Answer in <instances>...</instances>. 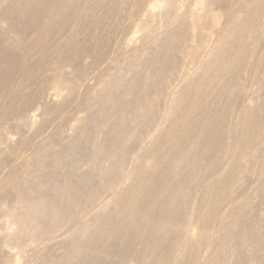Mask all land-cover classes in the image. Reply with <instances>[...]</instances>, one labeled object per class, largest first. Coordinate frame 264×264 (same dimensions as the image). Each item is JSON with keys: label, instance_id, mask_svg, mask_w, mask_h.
<instances>
[{"label": "bare ground", "instance_id": "6f19581e", "mask_svg": "<svg viewBox=\"0 0 264 264\" xmlns=\"http://www.w3.org/2000/svg\"><path fill=\"white\" fill-rule=\"evenodd\" d=\"M149 1L150 0H104V1L102 0H0V19H2V21L5 20V23H6V27L4 23H3L4 27H2L3 25L0 23L2 25V26L0 25V98H2L3 100L2 103H0L1 104L0 105V141L3 138L1 134V128L2 129L4 128L2 126H9L11 124H14L13 123L14 121L17 122L16 124H18V125L15 124L16 128L20 129L21 127L29 126V129H30V125H31L30 124L31 122L29 119L30 116L28 117L26 113L27 111L25 112V110L28 107H30V105H32L33 103L31 102L32 98L30 97L28 90L29 91L31 90L32 84L38 81V77L40 75L43 76L44 73H47L48 71L50 73L51 71L53 74L52 75L53 77L50 76L51 81L49 80L50 77L49 79H47L50 81L49 83L50 84L52 83V86H54L55 89H58V91L67 92V97H66L67 101H65V103H68L74 100V96L77 90V85L74 79H72L70 75L66 74L67 73L65 71L66 67H64L65 63H63V60L65 58L63 59V56L65 54L64 57H66V53H68L67 55L70 56L69 59H72L74 61V65L76 66V76L75 77L77 78L81 77L83 75V69L81 68V65H80V61H81L80 59H81L82 54H84V50H87L84 48V46L82 45V42L79 39L80 38L79 35L81 32L84 33L91 28H95L97 32L100 31L102 32L101 35H103V32L105 33L107 32V34L109 33L108 27L110 26V24H112L113 26H116L121 21L123 20L126 21V19H130L131 21L133 20V21L138 22L142 18L141 16H146L148 14L147 11L149 12L150 10L148 9ZM13 2L14 3L16 2V4L13 5L14 4ZM11 3L13 4L11 5ZM159 3H160L159 6L164 11L163 14L165 13L164 17L166 16V19L168 20L167 22L168 25L170 22L174 24L177 27V29H182L185 21L183 20L182 17L178 16L179 14H177L178 12L177 10L179 8L178 3L180 4L179 0H159ZM150 6H152V4ZM197 7H198L197 10H199V12L197 11L195 27L196 29L201 30L200 29L201 28L200 25L202 23L201 21H203L204 17L208 15V12L205 9V4H203L202 2L197 4ZM263 10H264V0H246L242 4H236L233 7V9L229 12V14H227L226 16L227 18L224 24L219 29L220 31H218L219 36H221L220 44L215 48V50L213 49V52L208 53L210 54V58L206 61V63L203 66H201L199 70L200 73H198V76L194 78L193 80L194 82L193 85L195 86L196 84L195 90L182 91V92L180 91V93L178 92L175 95L173 94L174 98L171 96L172 97L170 99L171 105H170V108L167 109L169 111L167 113L168 115L165 112V114L168 116L171 122L170 124L168 123L169 126H167L166 125L167 123H166L165 126L163 127L164 129L162 130L161 128L159 130L160 132L156 131L157 129L155 130L157 134L155 133L156 136L155 138H153L154 143L148 149V151H146L145 153H142L140 156L138 155V157H135L137 158V161L133 157V159H135V163L133 164L135 165L137 162V165L134 167V169L132 168L133 171L130 169V171L132 172L131 177L130 179H128L129 177L128 175V177L126 178L127 180H129V182L124 179L127 182V185L125 182L124 184L125 187L121 185L122 189H119V190L117 189V192L114 191L115 190L114 187L116 188L117 186V185L115 186L114 184L117 182V180L122 182L121 177H124L125 175V174L122 175L126 170V169L124 170V168H126L125 167L126 151H123L125 149L122 150L123 152H121V154L118 153L120 154L119 157L116 155L118 157L117 158V161H118L117 169L116 170L114 169L111 171L110 170L108 171L106 169L108 172L104 170L106 173L103 175L101 183H103V185L106 186V188L108 189L109 187L110 189L113 188L114 189V190L112 189L113 192H111L112 190L110 189L109 190L111 193L115 194L114 197H117V198H115L116 200H114V202L112 200L113 204L110 206L109 205L107 206L105 202L104 204L105 206L103 208L98 207L99 210L101 211L94 214L96 218L95 220L97 223L96 225L94 226H90L88 224L82 225V227H79L78 229L79 232L77 233V235L73 234L72 237L74 239L77 238L78 241H80V239L82 240L77 244L76 247L74 246V248L68 252L69 259L75 262H69L68 260H64L60 262V264H104V261L109 262L108 264H135L136 260L134 259L135 257L134 253H136L135 249L138 243H140L143 247V248L141 247V251L144 250L145 252H147L146 256H150L153 260H156L158 262V263L155 262L156 264H168V260L171 258V256L173 257L175 256L173 255L176 252L175 244L177 243L176 241L178 239L180 240L178 236L181 237L182 232L189 225L186 223V220H188L187 216H189L188 214L191 213L190 211L192 209V205L195 200V199L193 200L194 193L199 191V189L202 186L203 187L205 186L203 185V182L205 181L204 179L206 175H208L209 171L212 168L215 169L214 161L217 158L223 157L226 154L225 150L227 147L225 146H226L227 140L229 139L228 134H227L229 130L228 131L225 130V126H224L226 124V122L224 121L227 120V119L225 120L226 117L220 116L219 118H216V116L218 117V115L214 114L213 116L212 114V112L214 113V111L219 109V105L221 103L216 102L214 104L216 107L215 106L214 108L211 107L210 111L208 110L209 109L208 107L207 109L208 113H207L206 108L204 109V107L206 106L203 107V104L201 106L198 105V101L201 103V101H203L202 99L207 97L206 95L209 92V90L213 87V84L216 81L217 83L220 81L219 83L221 85L220 86L221 91H224L225 95L227 94L225 100L227 101L230 107L235 105V98L229 95V92H230L231 87L234 84L240 82V80L242 79L241 77L242 72L246 70V67L248 68L250 66V65L247 66V62L249 61L248 59H254L253 55H251L253 56L252 58L250 57V46L257 39V37H259L258 35L261 34V32H259L260 26L258 24V19H259L258 16H259V13L261 14ZM211 14L213 17L214 25L216 24L220 26L222 17L218 14H215V13L213 14V12ZM112 18L115 19V22L111 21ZM199 22H200V25H199ZM70 25H74L76 26V28L75 29L73 28L69 32V35L67 36V42H68L69 48L67 47V52H65V50L63 51L64 48L62 49L59 45L56 46V44H54L53 41H52L53 43L51 42V39L53 40L54 37L59 35L62 31L64 32V29H66ZM28 31L32 32V33L29 32L30 34H32L31 37L27 35ZM92 31H95V30H92ZM12 33H15V35H12ZM200 34L202 33L200 32ZM204 35L205 34L203 33V36ZM110 36L108 37L110 38ZM219 36L217 35V37ZM97 37H99V35ZM103 39L104 38H102V40ZM105 39H107V43H108L109 39L108 38H105ZM160 39L161 38L158 37L157 40L154 39L155 41H153L154 44L157 45V48L155 51L151 53L144 52V54L142 53L143 54L142 56H140L141 54L139 55L140 59L138 58L139 60H138V63L136 64H139V61H140L139 68L142 66L143 68L142 70L144 71V74H142L144 78L142 77L141 80L144 83L141 84L142 82L141 81L140 84L133 89V91L128 93L129 95L127 94V96H131L134 99V101L132 99L131 102L129 101L126 102L128 104L123 103V105L117 107L113 113H110L108 116L104 117L107 125L113 124V126L111 127L112 131L110 133L111 134L110 141L114 147L120 146L122 148V145H124V143H127V140L131 138V137L127 138L130 134L129 131L131 130L130 129L131 124L136 122L141 117H144L146 114L145 113L146 107L144 108L145 104H143L147 101L146 99H149V101L152 99L153 102L155 101L154 99L158 100L159 98L157 97H159L162 94L164 88L172 84L170 83L168 85V83L166 82V79L169 80V78L172 75H174L172 76L173 77L172 80H174V78L176 77L175 72L177 71V68H179L178 67L179 59L176 57L175 52L165 51V50L161 51L162 41ZM165 39L166 41L169 39V40H174L176 42L175 49H174L175 51H179V49L185 47V44L187 43V38L184 35L175 36V35L166 34ZM99 42L100 41H98L99 49L98 50L96 49L97 52L94 53L95 55L93 54L94 55L93 60L95 63H98L100 64V66H102L101 64L102 59L104 58L105 52L107 51V48H108V44L110 43L107 44L106 42L104 43H101V42L99 43ZM256 42L257 41H255V43ZM111 45L113 44L111 43ZM117 45L118 44L114 46H117ZM36 56H39L38 61L35 63H32V61H34V58H36ZM257 57H258V54H256V58ZM107 59H109V56L107 57ZM107 59H103V62L107 61ZM134 59H135L134 56H130L128 57V59L126 58L124 60V61L128 60L129 62L127 63L126 61L127 63L126 67L129 64L128 69L130 67L133 68L135 66V65H132V64H135L134 62H137V61L133 62ZM249 63L250 61L248 62V64ZM256 65H255L256 68L264 67V54L263 53H261V55L257 59ZM100 66L98 67L100 68ZM97 69L98 68H96V70ZM117 76L118 75H116L115 78L114 76H112L111 78H109L108 81L105 82V86H104L105 93L102 96H100L98 100L95 101V100L90 99L89 102H85L83 104L80 101L77 102L78 104L80 103L79 108L84 106L86 110L85 111L83 110V111L87 112V115H86L87 117H85L83 120L80 119V117H78L81 120L80 127L78 128L82 132L85 130H90L92 125H96L98 123L99 118L102 119L103 116H101V112L104 110V107H103L104 102H107V100H113L115 98L114 93L111 92L112 89H116V88L119 89V86L117 84L118 83ZM149 79H151V83L147 82V80ZM16 80H18V83H20L19 87L21 85L20 89H17L18 87L15 89H11L13 86V83ZM174 87L172 88L174 89ZM217 88L219 89V87ZM217 88H215L214 90L217 91L218 90ZM166 89H165V92H166ZM210 92L211 94L212 93L214 94V91H210ZM161 97L162 95L160 96V98ZM210 97H211V100H210ZM206 99H208V97ZM212 100L213 98L210 95L208 101H212ZM156 103L159 104L158 102ZM208 103L210 104V102ZM75 106L76 108H78V105H76V103H75ZM259 108L260 107L257 105L252 108L253 110L251 109L252 111L251 110L245 111L244 115H243V111L240 110L243 115V116L241 115L242 120L241 118L240 119L237 118L238 119V127H237L238 129L236 128L237 132L235 133L234 137L231 138V139L235 138L233 140L235 141V143L232 142L233 143L232 146L234 147L236 158H234L235 157L234 155H233L234 157H232L230 154V156L234 160L233 162H231L229 169L226 170L225 169L226 167H225L223 173L220 170L222 174L220 173L221 175L219 177H216L217 178V180L215 179L216 181L213 180L215 183L214 185L211 184L212 187L210 186L211 188L210 191L206 195H204L202 200L200 199L201 202L197 203L198 204L197 208L196 207L194 208V210L196 211V216H197V217L194 216L197 219V220L194 219L196 220L194 222L197 228L195 230H197L196 232H199L198 239H199L200 247L205 246L206 244L211 242L210 240H212L211 232H210L211 224H213L214 219L217 220L216 217L218 214H220L219 210H221L220 209L221 206L227 201L233 184L237 181V178H239L238 176L241 173L240 159L241 160L242 158L249 159L250 157L252 158V161H253V157H251L253 155L251 156L249 155L251 146H253V143L256 140L255 136L257 132L260 131L264 127V117L260 116ZM28 111L32 112V108L31 110H28ZM92 114H96L97 117H94L92 119L91 117ZM50 116H51V113H50ZM154 118H155V115H154ZM146 119L144 121H147ZM105 121H102V122H104L105 124ZM153 121L154 119L152 120V122ZM77 123L79 124V121H77ZM144 123H145V128L147 127V130H150L151 128L148 129V126L151 125L150 117H149V122L147 121ZM19 125H21V127H19ZM12 126H9V127H12ZM38 126H39V128L37 127L38 130L43 129L44 127L42 125L41 126L38 125ZM24 129L26 128L24 127ZM38 130L37 132L43 131V130L41 131H38ZM199 130H201V132ZM57 132L58 131L52 134V138L53 136L57 135ZM145 133H148V132H145ZM40 134L41 133L37 135H40ZM246 134L249 135L247 136V139H245ZM6 135L8 134L6 133ZM138 135H142V133ZM145 136L148 137L147 135H144L143 139L145 138ZM152 136L154 137V135ZM139 138L140 139L139 140L137 139L138 140L137 142L141 140V136ZM12 140H13V137H12ZM142 140L140 141V143L141 142L144 143V140L143 141ZM32 142L30 141L28 144L31 146L30 143ZM105 142L106 141H103L101 144L97 145V152H98L99 157H101V155L104 154V152H106V150L108 149L106 145H108L110 142L108 144ZM70 143L72 144L71 148L70 147L66 148L69 150V154H70V151L73 150L72 151L73 153L70 155L80 154V155L86 156V154L90 153V147L89 148L79 147L76 145L77 142H75V140H71ZM188 143H192L191 145L193 146L191 149L193 151L191 154L188 153L189 156L186 157L187 158L186 165L183 168L180 167L182 169L177 171L176 174H172V172H169V171L172 168V166L176 164L175 161L180 159L183 155L185 156L186 152L189 151V149L186 150V144ZM34 144H32V146ZM136 145L139 146V144H136ZM189 145L190 144H188L187 147H189ZM26 146L25 147L28 148V145ZM38 146L39 145L35 147V149L37 148L36 151H38ZM12 147H10V149H7V151L6 149L5 151L0 149V159H2L0 160V168L2 167L4 168V161H3L4 159L1 158L4 155H8V156L12 155V157L17 156L15 158L19 160L18 159V157L20 158V156H18L19 152L17 154V151L19 150V148L17 150L15 147L14 148ZM114 147L112 148L114 149ZM120 147L118 148L120 149ZM230 147H229V151H230ZM22 149H20L19 151H21ZM27 150L25 149L24 151H27ZM28 151L30 152L31 150H28ZM49 151L50 150L45 149L41 153H39L40 151H38L36 153L37 154L36 156L34 154L35 157H33L32 159L34 168L32 170L30 169L25 175H23L24 173L21 174L20 170L25 168L27 164H24L25 167L20 168L21 166H23L21 165V163H24L21 161L19 165L17 164L18 165L17 167L19 168L12 169L10 173L7 175V177H4L5 179L0 181V201L1 202L2 201L6 202L10 200V197H9L10 193L8 192L10 191V189L12 188L13 190L15 189V192L17 193L16 201H15L16 206L14 209H11L8 211L9 215L7 213V216L10 217L7 220H10L11 228L8 226L9 228L7 229V232H5L6 234L2 232L3 234H5V236L4 235L2 236L3 238H5L4 240H6L5 243H7V245H9L11 242L12 243L15 242L16 243L15 245H17L16 247H18L19 254L16 255V262H18L17 264H19L20 258L22 259V257H20L21 256L20 254L25 252L26 248L30 249V247L32 248V246H38L41 240L44 239L45 236L43 238H40V235L48 231L47 225L49 223L60 222L59 219H61L62 217L61 214L63 212H61L59 208V204L63 200H66L64 202L66 203L69 202L71 204L69 205V207L71 206V210L69 212L66 211L65 212L66 216L64 215L66 218L71 219L74 215V211L78 208L77 207L78 202L76 201L78 200L79 196L82 194L81 190H80L81 193L80 192H79L80 194L78 193L79 195L76 193L79 190L75 192V189L77 187L76 188L74 187L75 189H73L72 186L74 185L72 186L70 185V186H66L62 188L56 186L58 185L57 183L60 181V179L64 178L63 176L62 177L60 176V178H58V177L53 176L47 171L46 172L43 171V173L39 175L34 174L35 168L39 166L42 167V165L51 158L52 155L51 153H49ZM65 151L66 150L63 149L61 151H58L57 154L59 153L58 155H63V153L64 154L66 153ZM255 151L256 150H254V154H255ZM115 152H117V150ZM260 152L258 154V157L256 156L257 158H259ZM161 153H164V156H160L159 154ZM227 153H229L228 150H227ZM31 155H33V153H31ZM129 156L131 157V155ZM182 160H184V158L180 160V164H182L181 163ZM255 160L256 158L254 159V161ZM9 162L11 164V161ZM16 162L19 163L18 161ZM218 164L220 167V163ZM218 164L216 163V166H218ZM262 165H264L263 162H262ZM108 167H111V166L108 165ZM176 169L177 168H175V170ZM214 169L211 171L216 170ZM189 170L192 172L190 173ZM160 171L162 173L164 171L163 173L164 178L161 176L162 173ZM260 172H262L261 169H260ZM188 173L191 174V175L189 174L190 182L188 183L189 185L186 186L187 190L185 189L186 187H184V185L182 186V188L184 189L181 191H186L183 193L184 197L182 201L180 200L182 203H180L179 205V202L177 201L176 206L170 205L171 206L170 208H167V210H164V211L162 210L163 212H160L161 214L157 215L156 212L158 208L164 209L166 208L167 205H169V202L170 203L173 202L172 200L168 201V199H170L169 197L171 195L172 197L173 195H176L175 192H176L177 187L180 184H186V182L189 181L187 179ZM263 173H264V170H263ZM263 173H261V175H263ZM159 176L163 178L162 179L160 177V179L166 180L167 182L166 185L164 183L157 182ZM86 178L87 177L80 175L79 180L81 183L79 181L77 183L78 184L80 183L79 185L81 184L83 185V182L85 181ZM96 178H98V175ZM186 179L187 181L183 183ZM206 179H207L206 181H208V178ZM261 181L263 183L260 184V187H261L260 190L263 189L262 191L263 196L260 197L261 199L259 200L264 201V181L263 179ZM23 184H26L29 187V191L27 193L22 191ZM36 188L43 189L45 191L42 194H38ZM106 188H104V190ZM108 189H106V191H108ZM181 191L179 192V194L181 193ZM115 192L118 193L117 196ZM93 194H90V195H93ZM113 198L111 196V199ZM80 200L81 199H79V202H82ZM196 201L197 200H195V202ZM109 203H110V200H109ZM101 204L103 205L102 202ZM241 213H242L241 217L239 218L237 216L239 219L237 218V220H234V221H231V219L235 218V217H232L233 216L232 214L230 215L229 213H227L226 215H224L227 218L226 217L223 218L224 219L222 221L223 224L220 226L221 229L220 230L218 229L220 231V232L218 231L220 234L219 235L217 234V236H214L216 238H213L214 240L215 239L217 240L216 243H218L219 244L218 246L221 247V250H220L221 257L223 255L224 256L228 255L229 258H231L232 260H235V259L237 260V258L240 256L241 249L243 246L244 238H242V236H244L245 238L247 237L249 238V236L253 234L254 226L252 228L251 225L247 224V222L246 224L245 222H242L244 221V218L242 217H246L243 214H246V213L245 212H241ZM78 223L79 222H77V224ZM252 224L254 225V223ZM155 225H156V228H159V227L161 228V226L163 227L162 228L163 237H157V232H155V228H154ZM158 225H161V226H158ZM195 226L193 228H195ZM5 228L4 230L2 228L1 229L3 231H6ZM57 228L61 229L62 227L57 226ZM261 228H264V226H262ZM149 229H152L153 232L151 233L149 232L146 236L145 231H148ZM152 230H149V231H152ZM262 231L264 230L262 229ZM260 234H261L260 236L256 235L258 236V238L254 241V244H253L254 246L253 249L255 250V252H258L259 250L261 251L264 249V232ZM46 235H48V233ZM169 236H174L175 238L174 237L173 238L175 239L176 243H173V241L169 243L170 242L168 241ZM256 236H253V238L255 239ZM27 237H30V239H28L29 243L24 241ZM53 237L54 236H48L47 237L48 239L47 238L45 239L52 241ZM119 237H123V242L121 241L122 244L120 243L117 244L116 242ZM171 238L169 237V239ZM248 238H247L248 241L246 242H249V240H251L250 239L251 237L249 239ZM251 242L253 243L252 240ZM13 245L14 244H12V246ZM6 251L7 249L4 251V253H6ZM16 253H18V251ZM25 253H27V251ZM143 253L141 252V254ZM113 254H114V257H113ZM3 258L4 257L1 256V252H0V264H4ZM39 258L40 257H38V260ZM136 258H137V255H136ZM217 259H218V256H217ZM223 259H225V257ZM137 261H138V258H137ZM149 261L150 260L148 259L147 262ZM214 261H217V260L214 259L213 262ZM8 262L10 263L9 260ZM169 262H171V260H169ZM174 264H190V263L183 256H181L177 260L174 261Z\"/></svg>", "mask_w": 264, "mask_h": 264}, {"label": "rangeland", "instance_id": "374dc122", "mask_svg": "<svg viewBox=\"0 0 264 264\" xmlns=\"http://www.w3.org/2000/svg\"><path fill=\"white\" fill-rule=\"evenodd\" d=\"M102 1H104V0H102ZM245 1L246 0H233V1L232 0H179L180 4L178 3L179 8L177 10L178 11L177 14H179L178 16L183 18L185 23H184V26L182 27V29H177V27L170 22L168 25V23H167L168 20L166 19V16L164 17L165 13L163 14L164 11L159 6V4H160L159 0H150L149 1V8H148L150 10H149V12L147 11L148 14L146 13L147 14V15L145 14L146 16H141L142 18L138 22L133 21V20L131 21L130 19H126V21L123 20L116 26H113L112 24H110V26L108 27L109 33L107 34V32L106 33L103 32V35H101L102 32H100V31L97 32V30L95 28H91L88 31L85 30L86 32H84V33L81 32L79 35V37H80L79 39L82 42V45L84 46V48L87 49V50H84V54H82L81 59H80L81 60L80 65H81V68L83 69V75L81 77H79V78L75 77L76 76V66L74 65V61L72 59H69L70 56L67 55L68 53H66V57H64L65 54L63 56V59L65 58L63 60V63H65L64 67H66L65 68L66 69L65 71L67 72L66 74L70 75V77L72 79H74V81L77 85V90H76V93L74 96V100L71 102L65 103V101H67L66 100L67 92H65V91L60 92V91H58V89H55L54 86H52V83L51 84L49 83L51 81L50 76L53 75L51 71H50V73L48 71L47 73H44L43 76L40 75L41 77L40 76L38 77V81L36 83L32 84L30 91L28 90L29 95L32 98L31 102L33 103L32 105H30V107H28L25 110V112L27 111L26 113H27L28 117L30 116L29 117L30 122H31L30 123L31 124L30 129H29V126H24L26 128V129H24V127H21V125H19V127H21L20 129L16 128L15 124L17 122H15V121L13 122L14 124L9 125V126L13 125L12 127L2 126L4 129L1 128V134L3 136V138H2L3 140L1 139V141H0V149L1 150L5 151V149H6V151H7V149H10V147H12V146H13L12 148L15 147L17 150L19 148V150H20L23 147H25L26 145H28V148H26L27 147L26 146L23 149L24 150L28 149V150H31L32 152L31 151L29 152L28 150L24 151L23 149H22L23 151L18 150L17 154L19 152V154H18V156H20V158L18 157L19 160H17V158H15L17 156L12 157V155L11 156L10 155L9 156L4 155L3 157H1L4 159L3 160L4 161V168L3 167L0 168V181L4 180L5 179L4 177H7V175L10 173V171L12 169L19 168L17 166L21 163V161L24 163H21V165H23V166L20 165L21 166L20 168L25 167L24 164H27V166L25 168L20 170V173L21 174L24 173L23 175H25L30 169L32 170L34 168L33 163H32L33 162L32 159H33V157H35L37 155L36 153L38 151H40L39 153H41L45 149H47V150H50L49 153H51V155H52L51 158L48 161H46V163H44L42 165V167L39 166V167L35 168L34 174L39 175V174H42L43 171H45V172L47 171L50 174H52L53 176L58 177V178H60V176L61 177L63 176L65 178V180H64V178H61L59 181L60 183L58 182L57 183L58 185H56V186L62 188V187L74 185V186H72L73 189H75L77 187L75 189V192L79 190L78 192H76L78 194L81 190L82 194L79 196L78 200L76 201V202H78V205H77L78 208L74 211V215L71 219L65 217L66 216L65 212L66 211L69 212L71 210V206L69 207V205H71V204L69 202H67L68 204L66 202H64L66 200H63L60 204L58 202L59 208H60L61 212H63L61 214V216H62L61 219L63 218L62 219L63 223H62L61 219H59L60 222L49 223L47 225L48 231L46 233H42L40 235V238H43L45 236L44 239L41 240V242L38 246H32L33 249L31 247H30V249L26 248L25 252L27 251V253L23 252L20 254L21 255L20 257H22V259L20 258L19 264H58V263L60 264V262H62L64 260H68L69 262H75V261L69 259L68 252L70 250H72L74 248V246L76 247L77 244L82 240L80 239V241H78L77 238L74 239L72 237L73 234L77 235V233L79 232L78 229H79V227H82V225H86V224H88L90 226L96 225L97 223H96V220H95L96 218H95L94 214L101 211V210H99V208H103L105 206L104 205L105 202H106L107 206L108 205L110 206L113 204L112 200H113V202H114V200H116L115 198H117V197H114L115 194H113L111 192H113L114 189H115L114 191L117 192V189L118 190L122 189L121 185L125 187V185H124L125 182L126 181L129 182V180H127L126 178L129 175L128 179H130L131 173H132L130 171V169L131 170H132V168L134 169V167L137 165V162L135 165L133 164V163H135V159L137 161V158H135V157H138V155L140 156L142 153H145L146 151H148V149L154 143L153 138H155V136L157 134L156 131L160 132L159 130L161 128L163 130L164 129L163 127L165 126L166 123H167L166 125L169 126L171 121L167 116L168 115L167 113L169 112L167 109L170 108V105H171L170 99L172 97L174 98V95L178 92L180 93V91L182 92V91L195 90L196 84H195V86L193 85V83H194L193 80H194V78H196L198 76V73H200L199 70H200L201 66H203L206 63V61L210 58V54H208V53L213 52V49L215 50V48L220 44V40H221L220 37L221 36H219L218 31H220L219 29L224 24V22L227 18L226 17L227 14H229V12L233 9V7L236 4H242ZM200 2L205 4V9L208 12L207 16H209V15L210 16L204 17L203 21H201L202 22L201 25L199 22V25L201 28L200 27H198V28H200L201 30H198V29H196L195 24H196L197 11L199 12V10H197L198 9L197 4H199ZM13 3H11V5ZM15 4H16V2L13 5H15ZM151 4H152V6H150ZM212 12H213V14L215 13V14H218L222 17L220 26L216 25V24L214 25L213 17L211 14ZM258 17H259L258 24L260 26L259 32H261L262 35L258 32L261 36L258 35L259 37H257V39L255 40L257 42L255 43V41H254L252 43V45L250 46V57L252 58L254 56L253 57L254 59H248L250 61V63L248 64V62H249L248 61L247 66H249V65L250 66L248 68L246 67V70L244 69L245 71L243 70L244 72H242V76H241L242 79L240 80V82L234 84L231 87L230 92H229V95H231L232 97L235 98V105L230 107L229 104L227 103V101L225 100L227 94L225 95V92L221 91V89H220L221 85L219 83L220 82L219 80H218L219 81L218 83L216 81L213 84L214 88L212 87L209 90V92L214 91V94L213 93L211 94V92L210 93L208 92L206 95L208 97V99H206L207 97L203 98L202 99L203 101H201V103L198 101V105L201 106L203 104V107L206 106V107H204V109L206 108V110L209 107V109H208L209 111H210L211 107L214 108V106H215L214 104L216 102L221 103L219 105V109L214 111V113L212 112V114H213V116H214V114L218 115V117L216 116V118H219L220 116L226 117L225 120L226 119L227 120L224 121V122H226V124L224 126H225V130H227V131L229 130L227 133L229 139L227 140V143L225 146V147H227L225 150L226 154L223 157L217 158L216 159L217 161L216 160L214 161L215 166L214 165L213 166L215 167V169L217 167L218 168L216 170L214 168H212L211 170L214 169L215 171H211V170L209 171L208 175H206V177L204 179L205 181L203 182V185H205V186L204 187L202 186L199 189V191L194 193L193 200L195 199L197 201L195 202V200H194L195 203L193 202L192 209L190 211L191 213L189 212L190 214H188L189 216H187L188 220H186V223L189 225L182 232V236L181 237L178 236L180 238V240L178 239L176 241L177 242L176 243L174 236H169L170 238L172 237L171 238L172 240L169 239V237H168V241H170L169 243H171L172 241H173V243H176L175 244V251L176 252L173 254L175 256L174 257L171 256L172 259L171 258L169 259V260H171V262H169V260H168V264H174V261L177 260L181 256H183L190 264H216V263L217 264H264V251H263L264 249L261 251L259 250L258 251L259 253L255 252V250L253 249L254 248V246H253L254 241L258 238V236H256V235L260 236L261 235L260 233L264 232V231H262V229L264 230V228H261L262 226H264V203H262L264 201L259 200V199H261L260 197L263 196L262 195L263 189L260 190V188H261L260 184L263 183L261 181L262 179L264 181V173H263L264 165H262V162L264 164V161H263L264 160V129H263L264 127L260 131L257 132V134L255 136L256 140L253 143V146H251V150H250L249 155L250 156L253 155V156H251V157H253V161H252V158H250V157H249V159H247V158L246 159L242 158V160L240 159L241 173L238 176L239 178H237V181H236L237 183L235 182L233 184L231 190H230V194L228 197L229 200L227 199V201L221 206V208H220L221 210H219L220 214H218L216 217L217 220L214 219L213 224H211V230H210L211 239H212V240H210L211 242L209 241L210 243L206 244L203 247L199 246V239H198L199 238L198 237L199 232H196L197 230H195V229H197V228H196L195 222H194L197 220L195 218V217H197L196 211L194 210V208L195 207L197 208V206H198L197 203L198 202L200 203L202 198L204 197V195H206L210 191L211 184L214 185V183H215L213 180H215V179L217 180L216 177H219L223 173L225 167H226L225 169L228 170L230 165H231V162H233V160H234L232 157L235 156V152H234V147L232 146V144L235 143V141H233L235 138H233V139H231V138L234 137L235 133L237 132L236 128L238 127V119H240L244 115L245 111H250L253 107H255L257 105L260 107L259 108L260 109V111H259L260 116L264 117V67L263 68H261V67L256 68L257 59L259 58L261 53L264 54V10L261 12V14L259 13ZM0 21H1L0 23L3 26L1 24L0 25L2 27H4V24H5V27H6L5 20H3L4 21L3 22L2 19H0ZM111 21L115 22V19L112 18ZM73 28L75 29L76 26L70 25L69 27L64 29V32L62 31L59 35L55 36L53 40L51 39V42L53 41L54 44H56V46L59 45L62 49L64 48L63 51L65 50V52H67V47L69 46L68 42H67V36L69 35V32ZM92 30H95V31H92ZM29 32L32 33L31 31H28V34L27 33L26 34L29 37H31L32 34H30ZM200 32L202 34H200ZM95 33H96V35H95ZM203 33L205 34L204 35L205 37L203 36ZM166 34L175 35V36H183L184 35L187 38V43L185 44V47L179 49V51H175L174 49H175L176 42L174 40H169V39L166 41V39H165ZM12 35H15V33H12ZM98 35H99V37H97ZM107 35L108 36L111 35L110 38ZM217 35L219 37H217ZM158 37H160L161 38L160 40L162 41L161 51L165 50V51L175 52L176 57L179 59V66H178L179 68H177V71H176L177 73L175 72V76H176L175 78L176 79L174 78V80H172L173 79L172 76H174V75L171 76L172 78L170 77L171 80H170V78H169V80L166 79V82L168 83V85L170 83H172V84H170L168 87H166L167 89L164 88V90L161 94L162 99L160 98V96H161L160 95L159 97H157V98H159L158 99L159 101L157 99H154L155 100L154 102L152 99L150 101H149V99H146L147 100V101L145 100L146 102L144 101L145 103H143V104H145L144 108L146 107V111H145L146 114L144 117H141L136 122L131 124V127H130L131 130L129 132L132 135L129 134V136L127 137V138L131 137V138L129 140H127V143H124V145H122V148L120 146L114 147L110 141V138H111L110 133L112 131L111 127L113 126V124L107 125L104 117L108 116L110 113H113L115 111V109L117 107L123 105V103H126L127 101L131 102V100L133 98L131 96H127V94L129 92L133 91V89L140 84V82L142 81L141 79L143 77L142 74H144V71L142 70L143 69L142 66L140 67L141 69L139 68L140 61H139V64H136V63H138L140 56H142L144 54V52L151 53V52L156 50L157 45L154 44L153 41L157 40ZM102 38H104V39L102 40ZM105 38L109 39L108 43H110V44L107 43V39H105ZM110 40L113 41L114 43L111 42ZM98 41H100L101 43L106 42L108 44V48H107V51L105 52V56L103 59H107L108 56H109V59H107L108 62L107 61L103 62V59H102V62L100 61L102 66H100V64H98V63H95L93 60L94 55H95L94 53H96L97 50L99 49ZM111 43L113 45H111ZM116 44H118L117 45L118 47L114 46ZM109 47H111V48H109ZM117 52H119V53H117ZM107 53H109V54H107ZM120 53H122V54H120ZM207 54L209 57L207 56ZM256 54H258L257 58H256ZM106 55H108V56H106ZM251 55H253V56H251ZM126 56H128V57L134 56L135 57L133 62L134 61H137V62H134L135 64H132V65H135L133 68L130 67L128 69L129 64L126 67L127 63H129L128 60H126L127 63H126V61H124L126 58L128 59V57H126ZM38 57L39 56H36V58H34V61H32V63L37 62ZM114 61H116V62H114ZM98 66H100V68ZM103 66L105 67V69ZM96 68H98V69L96 70ZM116 75H118L117 76L118 77V83L117 84L119 86V89L116 88V89H112V91H111L112 93H114L115 98L113 100H107V102H104V106H103L104 110L101 112V116H103L102 119L99 118L98 123L96 125H92L90 130H85L82 132L78 127H80V124H81L80 119L83 120L85 117H87L86 116L87 112H84L86 110L84 106L79 108L80 103L78 104L77 102L80 101L83 104L85 102H89L90 99L95 100V101L98 100V98L105 93V91H104L105 82L108 81L109 78H111L112 76H114V78H115ZM179 76H181V77H179ZM49 77H50V79H49ZM47 79H49L50 81ZM170 81H172V82H170ZM147 82L151 83V79L147 80ZM14 83H13V86L11 89H15L17 87H18L17 89H20L21 85L19 87L20 83H18V80H16ZM142 83H144V82L142 81L141 84ZM143 86H144V84H143ZM177 86H178V88H177ZM172 87H174V89ZM217 87H219V89ZM175 88H177V89H175ZM215 88H217L219 91L217 90L218 91L217 92L216 90H214ZM165 89H166V92H165ZM187 89H189V90H187ZM176 90H178V91H176ZM216 93H217V95H216ZM210 95L212 96L214 102H213V100L208 101ZM214 96L216 99L214 98ZM169 100H170V102H169ZM210 100H211V97H210ZM218 100H220V101H218ZM2 101H3L2 98H0V103H2ZM133 101H134V99H133ZM156 102H158L159 104H157ZM208 102H210V104ZM75 103H76V105H78V108H76ZM126 104H128V103H126ZM241 106H242V108H241ZM248 107H250V108H248ZM31 108H32V112L30 111L31 112V114H30V112L28 110H31ZM157 109H159V110H157ZM208 110L206 111L207 113H208ZM240 110L243 111V115H242V112ZM49 111L51 113V116H50ZM165 112L167 115L165 114ZM153 114L155 115V118H154ZM156 115H157V117H156ZM78 117H80V119ZM91 117L93 119L94 117H97V115L92 114ZM149 117L151 119V125L152 126L149 125L150 127L148 126V129H150V128L151 129L147 130V127L145 128L144 122H147V121L149 122ZM145 119L147 121H144ZM153 119H154V121L152 122ZM241 120H242V118H241ZM77 121H79V124L77 123ZM102 121H105L106 125ZM16 125H18V124H16ZM38 125L44 126L43 129L38 130V128H39ZM106 126H108V127H106ZM139 129H141L142 132ZM37 130L38 131L43 130V131L37 132ZM151 130L152 131L154 130V131L152 132ZM232 130H234V131H232ZM56 131H58L57 135L53 136V138H52V134H54ZM149 131H150V133H149ZM199 131L201 132V130H199ZM11 132H13V133H11ZM145 132H148V133H145ZM6 133L8 135H6ZM22 133H24V134H22ZM36 133L37 134L41 133V134L37 135ZM140 133H142V135L143 134L147 135L148 137L145 136V138L143 139L144 135L143 136L138 135ZM230 134H231V136H230ZM248 134L245 135V139H247V136H249ZM152 135H154V137ZM140 136H141V140L142 139L144 140V143L143 142L140 143L141 140L139 142H137L140 139L139 138ZM12 137H13V140H12ZM31 139L33 140V142ZM71 140H75V142H77L76 145L79 147H88V148L90 147V153L92 155L90 153L86 154V156L80 155V154H76L77 156L76 155H70L73 153L72 152L73 150L70 151V154H69V150L66 148H69V147L71 148V145H72L70 143ZM30 141L32 142V143H30L31 146L28 144ZM99 141H100V143H99ZM103 141H106L105 143H107V144L109 142L110 143L108 145H106L108 148L106 150V152H104V154H102L101 157H99L98 152H97V145L101 144ZM11 143H12V145H11ZM32 144H34L35 146L34 145L32 146ZM36 144L39 145L38 151H36L37 148L35 149V147L37 146ZM136 144H139V146ZM188 144L191 145L192 143H188ZM188 144H186V150L189 149V151L186 152L185 156L183 155L180 159L176 160L177 162L175 161L176 164H174L169 171V172H172V174H176L177 171H179L180 169H182L186 165V162H187L186 157H188L189 154H191L193 151L191 149L193 145H191V146L189 145V147H190L189 148V147H187ZM227 144H228V146H227ZM91 146H93V147H91ZM110 146H111V148L114 147V149L113 148L111 149ZM230 146H232V147H230ZM116 147L117 148L120 147V149L119 148L117 149ZM229 147H230V151H229ZM131 148H133V149H131ZM141 148H143L144 150ZM63 149L66 150L65 151L66 153L65 154L63 153V155H58L59 153L57 154V152L61 151ZM110 149H111V151H110ZM123 149H125V150H123ZM116 150H117V152H115ZM122 150L126 151V159H125V162H126L125 167L126 168H124V170L125 169L126 170L122 174V175L125 174L124 177L125 176L126 177L125 178L121 177L122 176L121 175L120 177L122 178L121 179L122 182L117 180V182L114 184L115 186L117 185L116 188L113 186L114 189L112 188L113 189L112 190L109 187V189L112 190L110 192V190L108 188H106V186H104L103 183H101L102 178H103V175L106 172H108L109 170L111 171V170L117 169V167H118L117 166V164H118L117 158L120 156L121 152H123ZM129 150L130 151L132 150L131 151L132 153ZM227 150L229 153H227ZM254 150H256V151L258 150V151L257 152L255 151V154H254ZM33 151H35V152H33ZM251 152H252V154H251ZM259 152H260L261 156L259 155V158H257ZM31 153H33V155H31ZM118 153H120V154H118ZM164 153H161L162 155L161 154H159V155L164 156ZM34 154H35V156H34ZM230 154L232 157L230 156ZM129 155H131V157ZM7 157H9V158H7ZM133 157L135 159H133ZM114 158H116V159H114ZM183 158H184V160H182V162H181L182 164H180V160ZM234 158H236V156ZM255 158H256V160L254 161ZM109 159H111V160H109ZM231 159H232V161H231ZM0 160H2V159H0ZM248 160H250V161H248ZM9 161H11V164ZM16 161H18L19 163H17ZM215 162L217 164L220 163V167H219V164H218V166H216ZM108 165L111 167H108ZM9 166H10V168H9ZM180 167H182V168H180ZM175 168H177V169L179 168V169L175 170ZM260 169L262 172H260ZM95 170H96V172H95ZM190 170H192V169H190ZM190 170H189V172L191 173L192 171H190ZM220 170L222 173L220 172ZM82 173H83V175H82ZM163 173H164V171H163ZM190 173H188V176H187V179L189 181H187V179H186L183 182V183H185L187 181L186 184H180L179 185L180 187L179 186L177 187L176 192H175L176 195H173V197L171 195L169 197L170 199H168V201L172 200L173 202L172 201H171L172 203L169 202V205H167L166 208H164V209L158 208L157 212H156L157 215H160L161 214L160 212H163L164 210H167V208H170L171 207L170 205L176 206L177 201L179 202V205H180V203H182L181 201L184 197L183 193L186 192V191H181L184 189V188H182V186L184 185V187H186L187 185H189L188 183L190 182V175H191ZM210 173H211V175H210ZM261 173H263V175H261ZM162 174H161V176L163 177L164 174L163 175ZM80 175L88 178V179L87 178L85 179V181L83 182V185L82 184L79 185L81 183L79 180ZM97 175H98V178H96ZM161 176H159L157 182L164 183L166 185L167 184L166 180L165 179L162 180L164 177L162 178ZM160 177L162 179H160ZM206 178H208V181H206L207 180ZM78 181L80 182L79 184L77 183ZM59 184H61V185H59ZM126 185H127V182H126ZM104 188L108 189V191H106V189L104 190ZM178 188H179V190H178ZM98 189H100V190H98ZM185 189L187 190V187ZM36 190H37L38 194H42L45 191L43 189H38V188H36ZM22 191L27 193L29 191V187L26 184H23L22 185ZM92 191L94 194L92 193ZM180 191H181V193L179 194ZM8 192L10 193L9 194L10 196L8 195L10 197V200L6 201V202L0 201V227L2 226L1 228L3 230L6 227L5 228L6 231H3L0 228L1 229L0 230V232H1L0 242L2 243V244L0 243V248H1L0 252H1V256L4 257L3 258L4 264H17L18 262H16V255L19 254V250H18V247H16L17 245H15L16 243L15 242H13V243L9 242L10 244L7 245V243H5L6 240H4L5 238H3V236H2V235L5 236V234H6L5 232H7V229L9 227L11 228L10 220H7L10 217L7 216V213L9 210L14 209L16 206L15 201H16V194L17 193L15 192V189L13 190V188H12ZM260 192H261V194H260ZM90 194H93V195H90ZM117 194L118 193H116V196H117ZM111 196H112V198L113 197L114 198L111 199ZM181 196H182V198H181ZM79 199H81L80 201H82V202H79ZM109 200H110V203H109ZM101 202L103 203V205L101 204ZM191 204H192V202H191ZM243 204L244 205L246 204V205L244 206ZM88 207H89V209H88ZM63 210H65V211H63ZM158 210H160V211H158ZM241 212L246 213V214H243L246 217H242V218H244V221H242V222H245V224L247 222V224L251 225L252 228L254 226L253 234L249 236V238L251 237L250 239L253 241V243L251 242V240H249V242H246V241H248L247 240L248 237L245 238L244 236H242V238H244V239H243V246L241 249L240 256L237 258V260L236 259L232 260L231 258H229L228 255H225V256L223 255L225 257V259L228 258L227 260H225V259H223L224 258L223 256L222 257L220 256L221 255V251H220L221 247L218 246L219 245L218 243H216L217 240L215 239L216 240L215 241L213 238H216L214 236H217V234L218 235L220 234L219 233L220 232L219 230L221 229L220 226L223 224V222H222L224 220L223 218L226 217L224 215H226L227 213H229L230 215L232 214L233 215L232 217H235V218L231 219V221H234V220H237L238 217L239 218L241 217V215H242ZM192 213H193V215H192ZM8 215H9V213H8ZM194 219H196V220H194ZM6 222H8L10 224H8ZM77 222H79L80 224L79 223L77 224ZM252 223H254V225ZM63 224H65V225H63ZM66 224H67V226H66ZM57 226L62 227V228L61 229L57 228ZM158 226H161V225H158ZM194 226H195V228H193ZM154 228H155V232H157V237H163V231H162L163 227L161 226V228L160 227L156 228V225H155ZM152 229H149V230H152ZM149 230L145 231L146 234L145 233L144 234L146 236L149 232L150 233L153 232L154 229L152 231H149ZM2 232H4L5 234H3ZM47 233H48V235H46ZM48 236H54L52 241L47 240ZM253 236H256L255 239L253 238ZM37 238H39V237H37ZM45 238H47V239H45ZM119 238H118V240L116 239L117 240L116 242H117V244H119V243L122 244L123 237H119ZM28 239H30V237H27L24 241L29 243ZM27 243H26V245H27ZM12 244H14V245L12 246ZM141 247H142V245L140 243H138L136 245V249H135L136 253H134V256H135L134 259L136 260V262L134 261L135 264H138V263L139 264H148V263L156 264V263H158L156 260H153L150 256H146L147 252H145L144 250L141 251ZM4 248L7 249L6 253L9 251L10 252L7 254L4 253V251L6 250ZM34 249H36V250H34ZM14 250H15V252H14ZM31 250H33V251H31ZM17 251H18V253H16ZM143 251H144V253H143ZM141 252L143 254H141ZM27 254H28V256H27ZM136 255H137L138 261H137ZM148 255H149V253H148ZM7 256H9V257H7ZM217 256H218L219 260L217 259ZM38 257H40L39 260H38ZM113 257H114V254H113ZM9 258H11L12 260ZM213 258L216 259L217 261L213 262V260H214ZM148 259L151 262L150 261L147 262ZM8 260L10 261V263L8 262ZM220 261H222V262H220ZM108 263L109 262L104 261V264H108Z\"/></svg>", "mask_w": 264, "mask_h": 264}]
</instances>
